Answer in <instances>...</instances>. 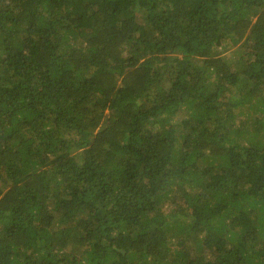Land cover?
Returning <instances> with one entry per match:
<instances>
[{
	"label": "trees",
	"instance_id": "obj_1",
	"mask_svg": "<svg viewBox=\"0 0 264 264\" xmlns=\"http://www.w3.org/2000/svg\"><path fill=\"white\" fill-rule=\"evenodd\" d=\"M0 264H264V0H0Z\"/></svg>",
	"mask_w": 264,
	"mask_h": 264
}]
</instances>
